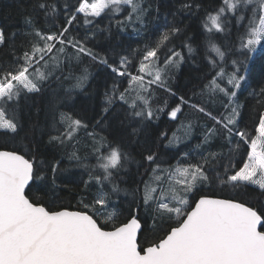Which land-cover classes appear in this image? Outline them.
Masks as SVG:
<instances>
[{"label": "snow or ice", "instance_id": "snow-or-ice-1", "mask_svg": "<svg viewBox=\"0 0 264 264\" xmlns=\"http://www.w3.org/2000/svg\"><path fill=\"white\" fill-rule=\"evenodd\" d=\"M165 6L159 37L143 50L95 46L99 31L112 35L111 21L99 27L102 15L119 32L142 35L153 15L148 0H32L19 48L17 34L0 28V264H264V87L250 93L261 110L248 112L239 99L249 62L264 56V0ZM193 18L199 36L184 23ZM198 38L208 74L180 85ZM216 40L227 42L224 51ZM229 53L236 58L226 73ZM84 57L107 76L87 106L79 96L88 95L91 73H72ZM46 93L44 123L36 107L21 137L27 102ZM164 117L174 130L159 128ZM25 140L26 152L10 147ZM225 143L221 180L223 152L214 147ZM46 148L63 155L44 167ZM217 180L235 195L212 193ZM77 189L72 209L65 200ZM253 192L254 203L245 199Z\"/></svg>", "mask_w": 264, "mask_h": 264}, {"label": "trees", "instance_id": "trees-1", "mask_svg": "<svg viewBox=\"0 0 264 264\" xmlns=\"http://www.w3.org/2000/svg\"><path fill=\"white\" fill-rule=\"evenodd\" d=\"M32 0H0V28H3L6 32V34L11 37V34L15 32L17 35L15 37V42L17 45V48L20 47L21 43L25 41L27 38L22 33L25 30V24H24V14L25 11H30V5ZM72 3H75L76 0H71ZM148 2L151 4L153 15L149 17V26L145 30V32L137 36L131 29V27H128L126 32H119L117 30L115 19L111 16L105 17L102 15L101 18H99L102 22L100 23L99 27L101 29L109 28V23L111 21V37L109 39H104V37L108 36L107 32L99 31L98 35L101 37L99 42L96 44V50L103 52L108 50L110 47H116L117 45H122L124 49H128L129 46L131 47H140L141 50H143V47L146 44L152 43L159 37V32L157 31V26L164 23V15L167 13L168 9L165 6V0H148ZM206 5L211 3L213 7L218 6L220 3V0H205ZM159 5L160 7V15L157 17L155 15V9ZM108 11V10H106ZM123 14L116 18H122ZM169 19H171V16H169ZM185 24L190 25V35L196 34L199 36L200 31V21L196 18H193L192 20H184ZM83 31V29H81ZM217 46H221L222 44L226 45V41L222 40H216L214 41ZM180 43V41H176V44ZM179 45V44H177ZM194 47H197V56H196V63L193 64H185L183 66V69L178 77V82L180 85H187L188 87H191L193 84L197 82H204L203 77L208 74V68L205 66L206 61L203 59L206 47L205 43L202 38H198L196 40V43L194 44ZM225 48L221 46V51H224ZM186 52V49H185ZM210 55L215 56V53H210ZM236 56L232 53L228 54L227 63L225 64L224 70L231 71V60L235 59ZM217 60L219 58L217 57ZM198 68L197 70L195 69ZM87 69L89 73H91V76L88 81V87L86 89L88 95L81 94L79 96V102L83 104L84 106H87L89 103V99L93 98L97 95H100L105 86V82L107 80V76L105 73V70L99 65L94 64L91 62V60L87 57L83 58L82 63L77 64L76 61H72V73L75 76H80L84 70ZM247 76L248 80L245 86V89L243 91V94L240 95L239 99L241 103H244L247 105V111L248 112H254V110H261L260 105L256 103V98L250 95L252 92H259L260 87H264V56H261L259 53L255 54L254 59L249 62L248 69H247ZM197 78H200V81L197 80ZM187 81V82H185ZM75 81H65V86H70L71 83H74ZM49 94L46 93L44 96L39 97L35 99L34 101H28L27 107L25 108V115L23 116V123H24V132L21 133V137L24 136L25 132L28 131V129L31 127V122L36 120V116L34 115L35 108L39 107L41 109L40 114V122L44 123V109L46 108V105L48 103ZM219 105V101H217V107ZM216 108H213V111H215ZM186 115V114H185ZM31 117V119H30ZM207 122V121H202ZM245 123L249 125V131H251V124L252 121L250 119H246ZM159 128L161 130H174L173 129V122H170L167 120L166 117L162 118L159 124ZM20 148L22 152L27 151V141L23 142H17L15 145H10ZM246 147V146H245ZM224 153H228L229 149L227 144L225 143L223 146ZM243 151V149H242ZM45 156L42 157L44 162V167H47V164L55 157L60 158L63 154L56 149L52 148H46L44 149ZM233 159L235 160V163L237 167L242 166L241 161L243 160L242 155H236L233 154ZM95 161L93 160L92 163ZM221 167L218 170L221 176V180L224 176V169L228 167L229 165V158L220 161ZM63 163L66 165L67 161H63ZM221 180H217L216 183L212 186V193L218 195V196H229V195H235L233 190L230 186L224 185L221 183ZM72 191L69 194V197L67 200H65V203H68V200L71 201V207L72 209H75L77 199L79 197L77 196V192ZM207 192V190H205ZM33 195L36 197H40V193L33 189ZM72 197H76L77 199H72ZM246 200H249V202H256L258 199V193L253 192L249 193L248 196L245 197ZM261 202H264V198H260Z\"/></svg>", "mask_w": 264, "mask_h": 264}, {"label": "rangeland", "instance_id": "rangeland-1", "mask_svg": "<svg viewBox=\"0 0 264 264\" xmlns=\"http://www.w3.org/2000/svg\"><path fill=\"white\" fill-rule=\"evenodd\" d=\"M177 44H179V43H177ZM183 66H184V65L181 66V69H180V72H179V74H178V77H179V75H180V73H181V71H182V69H183ZM195 69L197 70L198 68H196V66H195ZM225 72H226V73H230L229 70H227V71H225ZM178 77H177V79H178ZM185 82H187V81H185ZM182 85H183V84H182ZM185 114H186V115H189V113H185ZM214 150L222 151V152H223V157L220 159V161L229 158L230 153L228 152V153L225 154L224 151H223V147H222V148L214 147ZM94 163H95V162H94ZM220 167H221V162L217 165V170H219Z\"/></svg>", "mask_w": 264, "mask_h": 264}]
</instances>
